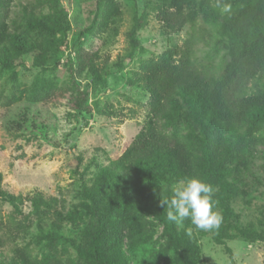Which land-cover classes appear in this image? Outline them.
<instances>
[{
    "label": "trees",
    "instance_id": "trees-1",
    "mask_svg": "<svg viewBox=\"0 0 264 264\" xmlns=\"http://www.w3.org/2000/svg\"><path fill=\"white\" fill-rule=\"evenodd\" d=\"M94 1L97 10L107 6L108 15L116 13L113 0ZM146 1L158 9L163 34H179L188 22H194L191 7L201 2ZM45 2L50 13L44 16L29 13L28 7H23L28 30L45 36L37 50L34 40L9 32L2 23L16 0H0V72H8L12 80L17 78L18 67H26L24 57L28 55H34L33 67L42 73L58 70V54L69 46L72 27L62 0ZM220 2L232 4L230 14L222 15L217 2L208 1L200 17L214 31L218 43H223L231 60L220 68L202 69L195 61V51L185 49L169 50L162 58L148 61L132 81L149 95L148 120L132 145L117 161L103 168L92 183L82 177L81 208L64 214L55 200L41 192L30 198L34 213L46 209L56 214L48 231L41 225L42 236L50 242L56 238L68 242L79 257L77 263L53 258L47 264H133L138 239L149 229L141 213L149 214L162 225L164 251L173 252L176 264H204L199 246L186 230L168 221L169 207L162 202L170 201L180 180L195 177L213 186L224 218H232L231 199L237 193L232 177L239 168L253 174L256 151L260 150L258 142L264 136V93L252 94L251 89L252 84L260 83L264 90V0ZM144 23V18L134 17L129 31L131 49L117 63H101L86 52H76L74 57L68 54L67 72L76 85L70 103L72 111L95 112L96 103L89 105L90 85L104 86L113 69L122 71L129 66L140 47L138 33ZM87 32H92L91 26ZM83 34L79 33L81 37ZM79 70L86 72L85 87L77 79ZM24 114L17 116L15 126L20 130L31 126L46 137L50 125L38 123L29 108ZM260 153L264 160V150ZM80 165L78 158L77 168ZM260 167L264 170V162ZM112 185L113 189L109 187ZM0 201L22 213V197L3 189L1 171ZM81 218L89 219L91 224L82 233V242H78L64 233L62 223ZM235 230L248 241L263 240L262 234L249 227ZM217 240L221 242L218 236ZM19 258L7 257L2 264H18Z\"/></svg>",
    "mask_w": 264,
    "mask_h": 264
},
{
    "label": "rangeland",
    "instance_id": "rangeland-1",
    "mask_svg": "<svg viewBox=\"0 0 264 264\" xmlns=\"http://www.w3.org/2000/svg\"><path fill=\"white\" fill-rule=\"evenodd\" d=\"M208 1L217 2L201 0L200 4L193 5L194 22H188L179 34H163L158 9L146 0H113L116 13L109 15L106 12L109 8L104 6L97 10L94 0H62L72 30L68 48L58 54V70L42 73L33 67L34 55H28L24 57L26 67L16 70V80H12L8 72H0L3 189L23 200L21 214L0 201V264L14 256L20 257L18 264H47L53 258L79 262L68 242L57 238L50 242L42 236L41 225L48 231L56 214L46 209L34 213L30 198L41 192L55 200L64 214L81 208L82 177L92 183L103 168L117 161L132 145L148 120L149 95L132 82L148 61L162 58L169 50L185 49L195 51V61L202 69L220 68L231 60L223 43H218L214 31L200 17ZM25 6L29 13L38 16L50 13L45 0H16L2 23L9 32L34 40L39 50L45 36L28 30ZM135 16L144 18L145 25L138 33L140 47L131 63L122 71L113 69L104 86L90 85L89 105L96 103L97 108L92 114H76L70 106L76 85L67 72L66 57L86 52L98 57L101 63L106 60L110 65L117 63L131 49L129 31ZM90 26L91 33L87 32ZM81 32H84L83 37L79 35ZM85 77L86 72L79 70L77 79L81 87L87 85ZM258 87L260 83L252 84V94L264 93L263 88ZM27 108L36 114L38 123L50 125L46 137L31 126L26 130L15 126L17 116L25 115ZM258 148L253 174L239 168L232 177L237 184V193L231 199L232 218L225 219L223 207L217 204L216 210L222 216L218 229L199 230L189 219L178 224L188 234L191 229L189 235L199 246L204 264H264V170L260 167L264 162L260 153L264 150V136ZM78 158L81 160L79 168ZM114 185L109 187L113 189ZM149 216L140 214L149 229L138 239L133 264H176L173 252L164 251L162 225ZM90 224L89 219L81 218L72 223L63 222L62 229L82 242V233ZM237 227L257 230L263 240L248 241L238 236Z\"/></svg>",
    "mask_w": 264,
    "mask_h": 264
},
{
    "label": "clouds",
    "instance_id": "clouds-1",
    "mask_svg": "<svg viewBox=\"0 0 264 264\" xmlns=\"http://www.w3.org/2000/svg\"><path fill=\"white\" fill-rule=\"evenodd\" d=\"M217 7L221 14H230L232 4L217 0ZM215 189L212 185L195 177L185 178L178 182L173 189V195L162 204L169 207L167 219L169 222L182 224L189 219L197 229L210 231L218 229L222 223V216L216 210L218 201L214 198ZM191 234V229H189Z\"/></svg>",
    "mask_w": 264,
    "mask_h": 264
}]
</instances>
